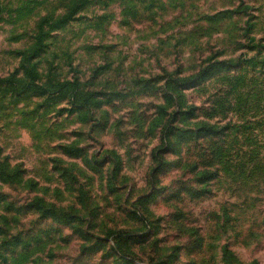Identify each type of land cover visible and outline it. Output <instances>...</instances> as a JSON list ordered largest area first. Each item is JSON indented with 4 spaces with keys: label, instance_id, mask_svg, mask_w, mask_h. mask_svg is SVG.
<instances>
[{
    "label": "rangeland",
    "instance_id": "obj_1",
    "mask_svg": "<svg viewBox=\"0 0 264 264\" xmlns=\"http://www.w3.org/2000/svg\"><path fill=\"white\" fill-rule=\"evenodd\" d=\"M0 264H264V0H0Z\"/></svg>",
    "mask_w": 264,
    "mask_h": 264
}]
</instances>
